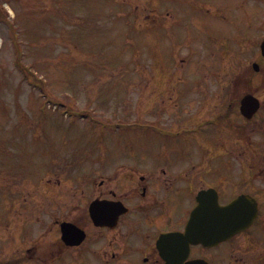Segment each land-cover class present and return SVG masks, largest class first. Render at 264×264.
<instances>
[{
  "label": "rangeland",
  "instance_id": "obj_1",
  "mask_svg": "<svg viewBox=\"0 0 264 264\" xmlns=\"http://www.w3.org/2000/svg\"><path fill=\"white\" fill-rule=\"evenodd\" d=\"M229 1L232 0H0V169L18 173L20 178L6 180L0 175V264H13L10 260L20 254L25 232L38 220L36 212H26V198L34 211L46 194L45 182L23 179L32 175L30 179L36 181L44 174L57 179L64 173L66 163H81L80 153L72 154L71 150L91 146L94 137L103 131L101 126L91 129L86 122L89 120L79 119L68 132V107L79 116L88 112L101 125H112L111 131L104 134L107 147L123 148L134 140L131 131L122 132L120 125L128 124L130 128L136 123L161 121L162 127L173 129L182 121L175 115L186 111L188 116L193 112L190 106L197 105L192 104L194 100L211 93L186 90L184 75L190 73L185 69L199 70L198 83L205 88L220 86L221 100L238 101L240 95L251 91L264 101V85L253 84L257 76L252 71L255 50L259 51L256 43L261 39L210 37L227 35L225 27L230 16L223 11L227 19L217 18L214 24V17L205 12ZM251 1H260L258 4L264 8V0ZM195 3L204 5H199L203 13L197 12ZM191 22L213 26H192L188 32L200 39H184V27ZM254 32L251 25L241 28L245 38ZM207 37L211 39H204ZM237 61L245 64L239 66ZM261 75L264 80V72ZM191 83L196 84V78H191ZM48 100H58L63 105L59 103L56 109L57 103ZM177 102L184 103L186 109L165 107ZM163 115L173 117L162 118ZM244 125L241 121V129ZM250 126L251 140L263 141L264 119ZM19 147L28 154L22 155ZM103 147L101 140L97 149ZM137 147L150 145L145 139ZM38 151L41 158L34 155ZM258 151L260 163L264 150ZM45 161L55 166L47 167L48 172L38 166L37 173L33 164ZM25 164L31 169L26 171ZM263 183L256 180L249 188L258 190ZM68 185L57 186L53 190L55 197L69 198L63 195L70 191ZM67 204L62 202V206ZM229 256V252L224 253V261L216 264H230ZM236 258L245 264L264 260V234L251 240L240 237Z\"/></svg>",
  "mask_w": 264,
  "mask_h": 264
},
{
  "label": "flooded vegetation",
  "instance_id": "obj_2",
  "mask_svg": "<svg viewBox=\"0 0 264 264\" xmlns=\"http://www.w3.org/2000/svg\"><path fill=\"white\" fill-rule=\"evenodd\" d=\"M258 56L261 74L264 57ZM195 87L196 91L214 94L212 99L210 93L204 99L194 100L192 104L197 105L190 106L189 111L193 112L188 116L184 112V126L187 122L194 126L184 128V147L178 149L180 153L158 147L104 148L113 163L106 158L101 163L97 160L88 165H72L69 195L63 193L69 198L55 197L53 190L61 181L54 179L44 184L46 194L41 196L36 210L32 211L26 204L27 213L38 214L39 227L27 229L21 252L12 261L20 264H184L205 259L211 263L213 259L220 260L212 254L214 251L228 247L229 261L233 264L237 238L248 231L215 247L196 244L188 247L184 231L202 191L215 190L221 205L242 194L256 197L257 190L249 186L264 175L263 166L234 164L232 156L236 153L237 137L234 140L232 133L236 130L241 102L221 100L220 86L215 89L213 85L210 89L203 85L202 89L196 84ZM241 118L248 122L253 119ZM250 145L252 149L251 141ZM220 155L222 160L217 157ZM179 156H184V162ZM62 202L68 204L62 206ZM64 223L76 226L67 236H64Z\"/></svg>",
  "mask_w": 264,
  "mask_h": 264
},
{
  "label": "water",
  "instance_id": "obj_3",
  "mask_svg": "<svg viewBox=\"0 0 264 264\" xmlns=\"http://www.w3.org/2000/svg\"><path fill=\"white\" fill-rule=\"evenodd\" d=\"M253 106L254 103L248 97L244 101L243 110ZM204 205L202 203V207L194 213V218L188 229L189 237L204 244H214L220 237L229 236L248 228L258 215L256 200L247 196L240 197L226 207H219L218 204H215L210 215L205 213ZM189 264L205 263L191 262Z\"/></svg>",
  "mask_w": 264,
  "mask_h": 264
}]
</instances>
